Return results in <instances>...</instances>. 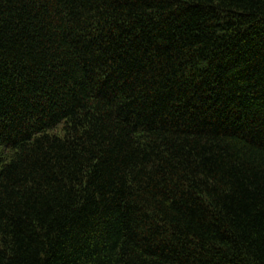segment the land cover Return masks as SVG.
<instances>
[{
    "label": "trees",
    "instance_id": "16d2710c",
    "mask_svg": "<svg viewBox=\"0 0 264 264\" xmlns=\"http://www.w3.org/2000/svg\"><path fill=\"white\" fill-rule=\"evenodd\" d=\"M0 264H264V0H0Z\"/></svg>",
    "mask_w": 264,
    "mask_h": 264
}]
</instances>
